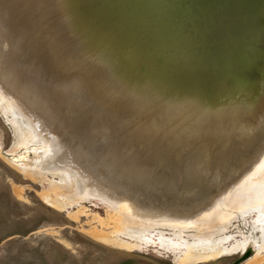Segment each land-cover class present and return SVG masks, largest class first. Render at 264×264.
<instances>
[{"label": "rangeland", "instance_id": "rangeland-1", "mask_svg": "<svg viewBox=\"0 0 264 264\" xmlns=\"http://www.w3.org/2000/svg\"><path fill=\"white\" fill-rule=\"evenodd\" d=\"M152 81L166 83L162 76ZM82 92L86 110L51 104L59 132L45 141L33 140V127L20 126L0 108V264H234L246 254L240 264H264V159L253 175L187 222L154 215L137 207V198L107 188L137 181H123L125 165L129 173L137 168L147 175L140 183L154 188L172 174L176 180L167 185L173 187L176 170L181 176L191 155L251 137L257 118L202 122L200 114L176 112L178 103L158 102L155 95L135 97L131 90L102 106L89 89ZM62 126L75 130L62 133ZM118 143L120 161L128 163L111 165L106 152ZM74 161L89 174L83 187L61 168Z\"/></svg>", "mask_w": 264, "mask_h": 264}, {"label": "water", "instance_id": "water-1", "mask_svg": "<svg viewBox=\"0 0 264 264\" xmlns=\"http://www.w3.org/2000/svg\"><path fill=\"white\" fill-rule=\"evenodd\" d=\"M77 1L64 0V6H73ZM143 1L142 11L139 0L138 8L132 10L136 16L141 13L143 20L138 19L130 28L128 42L133 41L134 30L137 38L127 48L138 49L143 42V32L139 29L155 33L158 20L172 22L169 27L172 31L163 42L164 46L150 47L156 62H153L148 77L144 71L151 65L142 67L135 63L136 59L133 62L126 58V54L112 61L114 69L117 68L121 75L120 81L132 84L135 97L147 95L150 98L148 95L151 94L164 104L190 102L196 106L200 114L198 120L202 122L216 117H232L240 122L250 116L257 118L251 137L196 150L186 161L181 176L176 170L179 182L173 187L167 184L176 177L167 173L168 176L160 178L161 188L137 181L107 185L111 192L119 195L122 191L137 198L135 204L145 208L143 210H155L154 215L187 222L196 213L213 207L215 201H220L253 175L264 159V0ZM146 12L153 15V23H149V16L143 14ZM114 28L118 30L119 24L115 23ZM168 49L163 58L162 53ZM102 54L107 56L105 51ZM153 69H158V75L162 74L166 86L150 81L155 78ZM71 127L64 126L62 133L74 132V126ZM93 194L109 201L112 199L103 193ZM248 256L246 254L234 264L244 262Z\"/></svg>", "mask_w": 264, "mask_h": 264}, {"label": "bare ground", "instance_id": "bare-ground-1", "mask_svg": "<svg viewBox=\"0 0 264 264\" xmlns=\"http://www.w3.org/2000/svg\"><path fill=\"white\" fill-rule=\"evenodd\" d=\"M137 1L78 0L66 8L64 0H0V108L17 119L20 126L33 127L31 136L39 142L52 139L58 131L57 122L51 116L52 103L75 112L80 108L86 110L89 105L82 97L84 90L95 94V101L102 106L113 94L129 93L132 84L120 81L121 75L112 61L126 54V58L136 59L135 63L142 67L151 65L146 70L149 76L156 62L150 47L164 46L163 42L172 31L169 28L172 22L158 20L155 33L139 29L143 32V42L138 49L127 48L137 38L134 30L133 41L128 42L130 28L138 19L143 20L141 13L136 16L132 11L138 8ZM139 1L142 11L144 1ZM143 14L153 23L151 13ZM115 23L119 24L118 30L114 28ZM168 52L169 49L162 53L163 58ZM157 70H152V76L159 78L162 74L158 75ZM117 104L123 111L128 109L120 100ZM174 109L197 113L196 106L190 102L178 103ZM121 148L118 143L106 152L105 157L112 161L111 165L127 162L120 161L123 159ZM152 149L150 157L155 147ZM126 167L120 168L123 181L136 178L142 182L148 178L137 168L129 173ZM61 168L72 173L78 185L87 182L89 174L78 162ZM114 168L116 172L119 169L118 166ZM113 178V175L107 177L111 183Z\"/></svg>", "mask_w": 264, "mask_h": 264}]
</instances>
